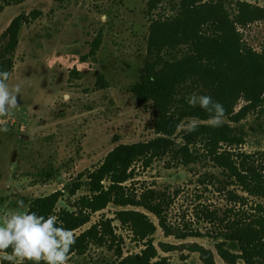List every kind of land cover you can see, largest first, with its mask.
<instances>
[{
    "label": "rangeland",
    "instance_id": "rangeland-1",
    "mask_svg": "<svg viewBox=\"0 0 264 264\" xmlns=\"http://www.w3.org/2000/svg\"><path fill=\"white\" fill-rule=\"evenodd\" d=\"M148 1L23 0L5 6L0 0V48L7 42L3 32L12 19L33 12L22 22L18 45L10 55L9 84H20L21 93L15 115L8 120L9 131L0 132V214L27 212L31 201L55 191L63 192L57 211L74 210L75 200L88 194L87 172L101 164L110 150L154 136L151 108L139 106L130 91L146 60ZM178 1L164 0L154 16L170 14L171 4ZM223 1L232 16L237 14L238 1L264 8V0ZM237 28L247 46L264 54V15ZM242 104L240 100L237 107ZM240 125L246 132L242 151L263 156L264 105ZM79 181L81 188L70 195ZM131 183L133 189L165 192L172 201L167 215L172 231L194 236L167 237L151 213L110 204L72 232L77 237L92 224L111 219V229L119 237L105 238L102 245L88 243L84 253L69 255V264H107L118 258V249L125 257L144 248V242L116 219L121 210L148 215L157 227L153 244L169 264H202L194 245L211 250L216 264H228L218 255L217 243L225 241L222 237L234 223L255 216L237 215L236 210L264 205V199L251 196L241 205L231 202L227 190L247 195L229 185L224 173L204 157L182 165L166 155L147 169L138 163ZM20 200L23 209L17 208ZM223 247L238 254L231 241Z\"/></svg>",
    "mask_w": 264,
    "mask_h": 264
},
{
    "label": "trees",
    "instance_id": "trees-1",
    "mask_svg": "<svg viewBox=\"0 0 264 264\" xmlns=\"http://www.w3.org/2000/svg\"><path fill=\"white\" fill-rule=\"evenodd\" d=\"M163 1L147 3L150 25L146 60L142 73L130 88L139 106L151 108L154 136L110 150L101 164L87 172L88 194L75 200L74 210L57 211L56 204L63 192L55 191L31 201L27 211L45 217L56 215L63 227L75 231L110 204L132 206L154 215L167 237L183 240L194 236L172 231L167 222L172 201L165 192L132 188L138 163L147 169L154 160L166 155L182 165L207 159L224 173L229 185H235L247 195L227 190L231 202L244 204L248 196L264 199V155L242 151L246 132L240 125L264 105V54L247 46L237 28L262 18L264 8L238 1L237 14L232 16L223 0H179L171 4L170 14L157 12L154 16ZM20 2L23 0H5V6ZM31 16L33 12L14 17L3 32L7 42L0 48V71L10 69V55L18 45L20 26ZM192 93L211 96L224 106L226 120L221 126H208L209 113L188 105L187 98ZM240 100L243 104L237 107ZM190 117L201 122L196 131L178 133L181 123ZM81 186L80 181L76 182L70 195H75ZM236 211L237 215L255 216L234 223L222 237L236 245L238 254L225 249V241H221L216 245L218 255L228 264H236L238 259L242 264H264V205ZM116 219L138 241L144 242V248L125 257L118 249V258L107 264H169L166 257L158 255L153 244L157 227L147 214L121 210ZM118 237L111 229V219L100 221L75 237L69 255L84 253L90 242L102 245L105 238L111 241ZM192 250L199 254L202 264H216L211 250L199 245H194Z\"/></svg>",
    "mask_w": 264,
    "mask_h": 264
},
{
    "label": "clouds",
    "instance_id": "clouds-1",
    "mask_svg": "<svg viewBox=\"0 0 264 264\" xmlns=\"http://www.w3.org/2000/svg\"><path fill=\"white\" fill-rule=\"evenodd\" d=\"M10 73L0 71V132L7 133L8 120L18 108L21 85L9 84ZM190 107H199L209 113L206 123L219 127L226 117L224 106L211 96L192 93L187 98ZM197 117L187 118L184 130L191 133L200 125ZM17 201V208H24ZM56 215H38L34 211H12L0 214V264H69V253L75 243L70 229L63 227Z\"/></svg>",
    "mask_w": 264,
    "mask_h": 264
}]
</instances>
